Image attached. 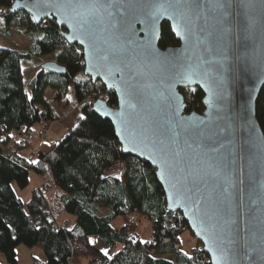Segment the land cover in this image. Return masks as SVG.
<instances>
[{
	"label": "water",
	"instance_id": "obj_1",
	"mask_svg": "<svg viewBox=\"0 0 264 264\" xmlns=\"http://www.w3.org/2000/svg\"><path fill=\"white\" fill-rule=\"evenodd\" d=\"M67 2L16 0L11 8L36 24L54 19L65 42L81 49L84 75L117 99L115 107L96 100L92 109L112 124L124 155L155 170L167 210L181 214L210 264H264L257 258L264 249V134L255 111L264 87V0L241 10L250 33L234 27L226 46L216 14L204 9L180 36L173 32L178 45L160 48L162 23H174L163 17L151 33V53L141 14L125 7L130 0H73L102 5L76 11L61 6ZM242 34L249 36L244 43ZM40 69L65 73L54 61ZM187 87L202 91L201 113L177 107Z\"/></svg>",
	"mask_w": 264,
	"mask_h": 264
},
{
	"label": "trees",
	"instance_id": "obj_2",
	"mask_svg": "<svg viewBox=\"0 0 264 264\" xmlns=\"http://www.w3.org/2000/svg\"><path fill=\"white\" fill-rule=\"evenodd\" d=\"M15 1L0 0V41L18 32L27 42L0 46V255L5 262L16 264V248L24 246L40 249L45 264H66L72 254L70 241L80 247L73 252L75 264L80 258H89V264H210L197 240L188 253L184 251L180 236L185 232L193 235L179 212L167 210L155 170L136 157L124 155L112 124L92 109L101 96L108 106L115 107L114 93L84 75L81 49L65 42L63 29L54 19L36 24L23 11L12 10ZM176 45L169 24L163 22L159 47ZM46 56H52L65 73L41 70L43 62L38 60ZM34 61L37 67L26 80L22 62ZM71 89L82 112L75 126L49 150H39L34 163L18 155L17 151L31 143L22 133H31L33 139V127L41 113L50 123L55 120L53 106L69 108ZM47 90L53 92V106L45 97ZM180 92L186 113L203 111L199 88L187 87ZM86 99L93 102L86 103ZM255 111L264 134V87ZM12 131L20 139L11 138ZM2 145L10 150L4 151ZM30 173L55 185L54 205L45 198V191L38 195L34 191L25 204L15 195L12 185L25 189ZM48 206L55 218L60 213L74 217L73 225L61 227L57 219L56 223L48 222ZM134 209L138 220L132 222L129 218ZM116 219L121 220L119 226L113 225ZM141 219L151 230L146 240L139 226ZM90 237L107 250L91 244Z\"/></svg>",
	"mask_w": 264,
	"mask_h": 264
},
{
	"label": "snow or ice",
	"instance_id": "obj_3",
	"mask_svg": "<svg viewBox=\"0 0 264 264\" xmlns=\"http://www.w3.org/2000/svg\"><path fill=\"white\" fill-rule=\"evenodd\" d=\"M35 7V5H33ZM65 8H70L73 11L83 8H97L102 7V5L96 4H85L79 2H73V0H68L67 3L61 5ZM250 0H130L129 3L125 5L127 9L135 10L139 12L142 16V19L139 20L140 23L146 24L149 31V39L144 45L145 50L149 53L153 50V38L151 33L155 30L157 22L163 18L167 17L169 20H173L174 23L171 26V31L176 34V36L181 35L180 29H188V22L191 21L193 17L199 18L200 13L204 9H208L216 14V26L220 33V40L222 46H226L228 37L233 28L236 26L241 27L242 33H250L251 22L245 24L241 19V10L253 7ZM87 22V21H85ZM131 35H135L132 33ZM131 38V36L129 37ZM156 39H160L161 36L157 35ZM242 43L246 42L249 39L247 35H240L238 37ZM83 43V40L81 41ZM104 59H108L107 56ZM226 56L223 51H221V58L217 63L223 64ZM174 63V61H173ZM186 79L190 77L186 76ZM195 88L190 89V92L194 93ZM184 103L183 97L176 98L177 107ZM211 105V101H204ZM131 106V105H130ZM84 119V117H81ZM250 142V141H249ZM249 181V192L252 191L253 184V172L250 169L248 173ZM251 211V209L249 210ZM8 227H11L10 225ZM12 239H16L15 236ZM253 251H256L253 249ZM107 255V253H105ZM249 254L246 251L245 256ZM257 258L264 262V249H261L257 252ZM253 264H256V260H253Z\"/></svg>",
	"mask_w": 264,
	"mask_h": 264
},
{
	"label": "crops",
	"instance_id": "obj_4",
	"mask_svg": "<svg viewBox=\"0 0 264 264\" xmlns=\"http://www.w3.org/2000/svg\"><path fill=\"white\" fill-rule=\"evenodd\" d=\"M53 106V105H52ZM78 106V105H77ZM54 114H55V120L48 123L46 126V131L48 133V141L40 142L37 137H34L28 148L17 151V154L24 157L30 162H35L37 158L34 157V152L39 149L41 152H46L49 150L57 141L61 140L67 133L63 130L64 126H67L69 130H71L76 123V119L80 116H82L81 109H77V107L71 111L65 110H59L56 107H54ZM59 124V125H55ZM39 130L38 126L33 127V131L36 134ZM1 148L4 151L10 150L9 146L2 145ZM41 184H48L47 180L43 179L40 176H37L34 173L29 174V184L28 186L20 190L16 185H12V189L15 193V195L25 204L27 203L32 193L35 191V189L41 185ZM48 189V185H47ZM59 224H64L68 226H72L74 222V217L71 215H68L66 213H60L56 217ZM150 234V230L146 232L145 240L148 239ZM91 239L95 240V237H90ZM89 238V239H90ZM189 236L188 232H185L180 236V240L182 242V246L184 251L187 253L195 246V239ZM22 246H18L16 248V264H45V257L44 255H41L39 251H36V248H27V251H24L20 249ZM95 247L100 248L101 251H106V247L97 244ZM19 250V251H18ZM0 264H7L5 262V259H0ZM76 264H85L82 258L78 260ZM89 264V263H88Z\"/></svg>",
	"mask_w": 264,
	"mask_h": 264
},
{
	"label": "rangeland",
	"instance_id": "obj_5",
	"mask_svg": "<svg viewBox=\"0 0 264 264\" xmlns=\"http://www.w3.org/2000/svg\"><path fill=\"white\" fill-rule=\"evenodd\" d=\"M19 40H22V41H25V43L27 44L26 42V39L24 38V35L23 33H18V32H14L12 33L10 36H7L4 40H1L0 41V46H5V47H16V43L19 41ZM47 61H52V56H46L40 60H38V62H47ZM22 67L24 69V75H25V79L28 80L29 79V76L30 74H33L34 70L36 69L37 67V61H34L33 63H28V62H22ZM31 72V73H30ZM52 91L51 90H47L45 92V97L47 99V101L52 104ZM69 100H70V106L69 108H67V111H71L73 109H75L77 107V109H80L81 107L77 106V103H76V100L74 98V93L72 91V89L70 90V93H69ZM53 105V104H52ZM58 109V108H57ZM61 110V109H59ZM65 110V109H63ZM62 111V110H61ZM48 124V123H47ZM55 125H59V124H55ZM47 126V125H46ZM45 126V127H46ZM43 127V131L45 132L46 134V138H44V140H42L41 138H39L37 135H39V132H40V128L39 130L37 131V133L34 135L35 137L38 138V140L40 142H45L47 143L48 141V133L46 131V128ZM66 133H68L69 131V128L67 126H64V129H63ZM34 139V138H33ZM32 139V140H33ZM32 140L30 142H32ZM39 151V149H37L35 152H34V157H36V154L37 152ZM47 185H48V189L44 192V196L45 198L51 203L54 205V200H55V194H56V187L55 185L50 182L49 180L47 181ZM15 185V184H13ZM121 223V220L120 219H116L114 222H113V225L114 226H119ZM140 228L142 229V238L143 240H145V236H146V232L150 230V226H149V223L145 220V219H141L140 221V224H139ZM150 233H151V230H150ZM150 236V234H149ZM190 237H192L190 234H189ZM149 238V237H148ZM194 239V237H192ZM192 239V240H193ZM90 243L93 244L94 246H96V243H95V240L94 239H89ZM195 241V240H194ZM196 242V241H195ZM20 249L24 250V251H27L26 247L22 246ZM19 251V250H18ZM36 251H39V253H41V255H43L42 251L38 248H36ZM0 259H4L3 255H0ZM82 260L84 261L85 264H88L89 263V258H82Z\"/></svg>",
	"mask_w": 264,
	"mask_h": 264
},
{
	"label": "built area",
	"instance_id": "obj_6",
	"mask_svg": "<svg viewBox=\"0 0 264 264\" xmlns=\"http://www.w3.org/2000/svg\"><path fill=\"white\" fill-rule=\"evenodd\" d=\"M101 100H104L105 101V99H104V96H101ZM86 103H92L93 101H91L90 99H86V101H85ZM41 115H42V118L39 120V122H38V127L40 128V132H39V135H37L39 138H41L42 140H44V138H46V134H45V132L42 130L43 129V127H45L46 125H47V122H46V119H45V113H41ZM23 134V138L24 139H27V140H32L31 139V133H29V132H24V133H22ZM10 137L11 138H13V139H16V138H18L19 137V135H18V133L17 132H14V131H12L11 133H10ZM18 139H20V138H18ZM38 154H39V151L37 152V154H36V157L38 156ZM47 190V185L46 184H41V185H39L36 189H35V193L38 195V194H40L41 192H44V191H46ZM46 212H47V221L48 222H52V221H54L55 223H56V218H55V216H54V214H53V212H52V209H51V207L50 206H48L47 207V209H46ZM130 221H137L138 220V215H137V212H136V210L134 209L133 210V212L131 213V215H130ZM61 227H64V225H66V223H64V224H59ZM68 243H69V245H70V248H71V252H72V254H71V256H69L68 258H67V263L66 264H75V262H74V259H73V252L74 251H76V250H78V249H80V247L78 246V245H73L70 241H68Z\"/></svg>",
	"mask_w": 264,
	"mask_h": 264
}]
</instances>
